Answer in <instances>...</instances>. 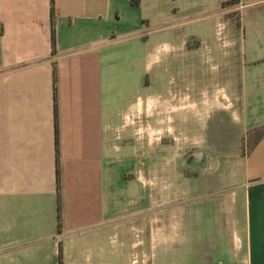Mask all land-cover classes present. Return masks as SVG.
Returning <instances> with one entry per match:
<instances>
[{
  "label": "crops",
  "instance_id": "obj_1",
  "mask_svg": "<svg viewBox=\"0 0 264 264\" xmlns=\"http://www.w3.org/2000/svg\"><path fill=\"white\" fill-rule=\"evenodd\" d=\"M167 1L54 0L53 51L50 0H0V264H58L59 253L62 264H121L151 209L190 197L186 179L209 189L201 209L209 226L229 232V241L209 242L207 257L264 264V138L234 162L231 134L219 147L192 137L222 112L236 140L264 125L249 122L257 97L247 82L234 111L225 88L194 96L173 79L144 78L180 64ZM115 58L129 63L132 82L111 80Z\"/></svg>",
  "mask_w": 264,
  "mask_h": 264
},
{
  "label": "rangeland",
  "instance_id": "obj_2",
  "mask_svg": "<svg viewBox=\"0 0 264 264\" xmlns=\"http://www.w3.org/2000/svg\"><path fill=\"white\" fill-rule=\"evenodd\" d=\"M166 8L168 30L174 33L169 41L180 44V64L161 75L155 71L148 76L142 70L139 73L148 79L161 76L155 82L173 79L180 87L190 86L194 96L202 94L203 90L212 92L225 88L231 95L234 111L241 108V91L248 82L250 98L257 97L248 104L249 122L264 123V0H246L224 9L219 0H168ZM230 16L232 20L226 19ZM184 41L188 44L186 48H182ZM115 63L120 66L111 70V80L132 82L134 76L129 74V63L118 58ZM138 66L144 69L142 62ZM205 123L210 127L206 131ZM201 126L192 137H210L219 145L232 135L233 148L240 147L238 152H233L234 162L250 148L247 131L251 128L240 131L236 140L235 124L228 112L215 114ZM218 147L211 151L216 153ZM184 183L185 195L190 197L151 209L143 230L131 234V245L126 247L128 253L122 257L121 264H224L214 262L216 257H207L209 242L230 240L229 232L209 226L201 210L207 203L203 197L209 189L201 180L186 179ZM217 227L221 226L217 224ZM132 242L136 246H132Z\"/></svg>",
  "mask_w": 264,
  "mask_h": 264
},
{
  "label": "trees",
  "instance_id": "obj_3",
  "mask_svg": "<svg viewBox=\"0 0 264 264\" xmlns=\"http://www.w3.org/2000/svg\"><path fill=\"white\" fill-rule=\"evenodd\" d=\"M132 6L138 7L140 0H129ZM226 3L237 4L238 0H230ZM50 18H51V45L54 51L55 48V33H54V24H55V8L54 0H50ZM224 4V3H223ZM52 99H53V109H54V118H55V149H56V174H57V221L58 226L61 222V199H60V183H59V140H58V126H57V71L56 65H52ZM264 138V125L251 128L247 131V141L250 144L248 151L253 149L257 143ZM58 264H62L61 253L58 255Z\"/></svg>",
  "mask_w": 264,
  "mask_h": 264
}]
</instances>
